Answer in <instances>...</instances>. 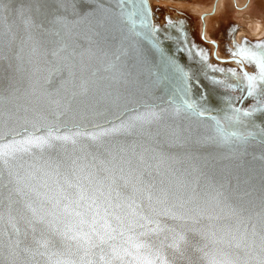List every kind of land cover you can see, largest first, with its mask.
<instances>
[{
    "label": "snow or ice",
    "instance_id": "1",
    "mask_svg": "<svg viewBox=\"0 0 264 264\" xmlns=\"http://www.w3.org/2000/svg\"><path fill=\"white\" fill-rule=\"evenodd\" d=\"M168 39L148 0H0V264H264V44L196 53L212 108Z\"/></svg>",
    "mask_w": 264,
    "mask_h": 264
},
{
    "label": "flooded vegetation",
    "instance_id": "2",
    "mask_svg": "<svg viewBox=\"0 0 264 264\" xmlns=\"http://www.w3.org/2000/svg\"><path fill=\"white\" fill-rule=\"evenodd\" d=\"M220 1L221 0H216L211 7V11L209 13L202 14L199 17L202 22V26H201L202 30H200L199 39H196L194 35L193 24L195 23L194 22L192 23V19L186 15V12H182L180 9H178V6L184 7L183 5L193 3V0H150V3L152 5L153 11L157 16V21L162 28L168 29L166 28L168 19H171L173 23L184 21V29H183L184 35H180V34L179 35L182 36L183 38H185L186 36L187 38L188 37L187 33H189V37H190L189 46L191 45L196 46L195 48L192 49L193 54L191 55L193 56L192 61L194 63L198 64V62H201L204 65V62L201 60L200 55L196 54L197 52L202 51L203 54L208 57L207 60L208 64H211L218 68L236 69L237 71H240V69L243 68V71L248 72L250 75H254L256 74L258 69H256L253 66V64H249L248 62H244L243 65L237 64V59H239V57L233 58L231 55V51L236 50L235 48L236 45L246 44L247 46L251 47L258 43L264 44V35L259 38L253 37L243 30L244 28L241 24L236 22H228L227 26H225L223 30L222 28L219 29L220 31H218L219 33L217 34V36L210 35L211 40H208L206 38V36L208 35L206 21L208 19L211 20V18H213L215 15L217 16L216 17L217 19L221 20L227 16L226 14H228L226 12V4H227L226 0H222L223 4L221 2V6H220L221 9L219 12H217L218 4L220 3ZM230 2L235 12H241L244 11L245 9H249V6L251 4V0H248L246 5H244L246 0H230ZM239 2L242 5L239 4ZM238 5H240V7ZM223 8L225 10L222 12L221 15H219ZM167 11L171 12V15L168 14ZM173 32H174L173 34L176 36L175 31ZM204 69H206L208 73V76L207 78H205L204 81V84L207 88H209L212 91L223 92L224 94H226L227 96H231L232 98L241 95L239 89L226 91L223 86L213 83V79L228 80L229 82H235V78L231 77V73L212 72L211 69H207V68ZM208 77H211L213 79H209ZM243 95L246 97V99L237 102L236 104L242 103L243 104L242 109L251 108L252 105L256 103L255 99L252 97H247L246 91L243 93Z\"/></svg>",
    "mask_w": 264,
    "mask_h": 264
},
{
    "label": "rangeland",
    "instance_id": "3",
    "mask_svg": "<svg viewBox=\"0 0 264 264\" xmlns=\"http://www.w3.org/2000/svg\"><path fill=\"white\" fill-rule=\"evenodd\" d=\"M215 1L216 0H193V3L183 5L184 7L178 6V9H180L182 12H186V15L192 19V23H195L193 24V27L196 39H199L200 30H202V22L199 17L202 14L209 13ZM221 2L223 4V1L221 0L218 4L217 12H219L221 9ZM247 2L248 0H246L244 5H246ZM226 3V12L228 13L226 14V17L220 20L217 19V16L215 15L213 18H211V20L208 19L206 21L208 33L206 38L208 40H211L210 35L217 36L219 33L218 31H220L219 29L222 28L223 30L225 26H227L228 22H236L241 24L244 28L243 30L253 37L259 38L264 35V0H251L249 9H245L241 12L234 11L230 0H226ZM239 4L241 3L239 2ZM238 6L240 7V5ZM224 10L225 9L223 8L219 15H221ZM167 13L171 15V12L167 11Z\"/></svg>",
    "mask_w": 264,
    "mask_h": 264
},
{
    "label": "water",
    "instance_id": "4",
    "mask_svg": "<svg viewBox=\"0 0 264 264\" xmlns=\"http://www.w3.org/2000/svg\"><path fill=\"white\" fill-rule=\"evenodd\" d=\"M148 3L151 7V10L153 12V19H154V23L159 26L161 29H165L162 28L158 21H157V16L155 14V12L153 11L152 5L150 3V0H148ZM175 31L176 36L173 34ZM172 29H166V34L170 37H173V39H168L165 41V45L166 47L169 49L170 54L174 55L176 58H178L179 62L181 64H183L187 70H190L191 72H194L196 74L195 79V87H194V91L197 95V98L199 97L200 93H204L208 96V104L210 107L212 108H219V107H223V98L225 96H227L226 94H224L223 92H217V91H212L209 88H207L204 84L205 78H207L204 75V71H207L206 69L203 68V63L198 62L194 63L192 61L193 56L189 55V53L187 52V47L182 43L184 41L185 38H183L180 35H184L178 32L176 29L172 28ZM187 33V32H186ZM180 34V35H179ZM187 41L190 42V37H189V33H187ZM177 39H179L181 41V43H177ZM188 47L189 44L187 45ZM183 47L184 51H180L179 49ZM253 66L255 67V65L253 64ZM203 69V70H201ZM236 107L242 108L243 104L239 103L235 105ZM257 117L260 116V113L256 114ZM257 123H260V120L257 119ZM257 156H259V153H257ZM247 159H251V157H248ZM225 163H228V161H225ZM257 166H258V162H257Z\"/></svg>",
    "mask_w": 264,
    "mask_h": 264
},
{
    "label": "bare ground",
    "instance_id": "5",
    "mask_svg": "<svg viewBox=\"0 0 264 264\" xmlns=\"http://www.w3.org/2000/svg\"><path fill=\"white\" fill-rule=\"evenodd\" d=\"M207 23V22H206Z\"/></svg>",
    "mask_w": 264,
    "mask_h": 264
}]
</instances>
